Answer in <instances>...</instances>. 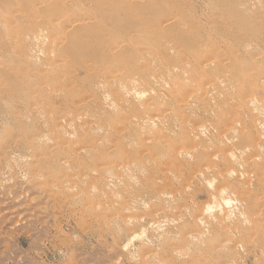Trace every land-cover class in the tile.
I'll return each instance as SVG.
<instances>
[{"label": "rangeland", "instance_id": "obj_1", "mask_svg": "<svg viewBox=\"0 0 264 264\" xmlns=\"http://www.w3.org/2000/svg\"><path fill=\"white\" fill-rule=\"evenodd\" d=\"M36 1L0 0V264H164L165 261H174L172 264H207L210 261L208 264H215L225 256L214 252L221 243L228 254L223 259L231 264H264V252L255 235L248 239L246 231H236V225L247 226L236 220L239 209L247 213L244 205L237 203L228 209L222 203L224 195L216 192L223 182L221 177L212 176L213 182L217 179L209 188L203 181L193 183L198 189L191 188L186 199L178 202L184 207L188 203L190 206L183 220L177 203L170 204L166 200L167 204L161 200L163 196H156L164 189L165 182L180 189L192 179L199 166L210 163L213 146H206L203 153L188 158L174 155L193 142L199 143L200 138L193 132L189 134L187 125L190 129L195 122L198 126L210 121V135H216L223 128L221 125L239 115L247 126L246 131L238 134L240 140L256 141L253 118L261 131L264 130L263 110H257L258 113L253 106L246 105L250 92L264 95V0L259 4L262 5L260 8L257 6L259 9H251L246 14L241 9V0H223L221 4L215 0ZM169 7L174 9L173 14ZM65 10L68 14H63ZM219 10L222 15H226L225 10L230 12L228 23L244 21L249 14L252 21L238 31L228 24L223 29V23L210 17L211 12ZM88 15L93 18L86 20ZM171 15L175 20L169 19V23H165ZM68 17L83 18L84 25L79 27L70 23ZM39 30L42 37L38 34L35 37ZM61 31H68L66 43L59 44V52L69 58L67 66L59 65L54 60L58 54L52 51V38L62 34ZM171 43H178L188 56L186 66L182 65V51L170 53L165 49ZM150 44L158 45L154 49L161 57L152 61L149 54L152 58L148 56L150 67H142L140 54L143 50L146 52ZM233 53L237 58L232 62L223 59L226 54ZM208 57L223 62L204 73L201 66ZM118 64L123 65L129 77L139 79L134 91L141 92L142 99L118 93L120 85H129L125 80L112 85L107 93L95 94L98 84L106 82L108 73ZM70 66L72 70H69ZM207 75L229 76L234 93H222L213 111L209 109L213 103L206 102L204 107L202 103L199 109L196 107L187 113L191 116L184 114L179 102L186 93H201ZM156 79H162L164 83L159 86ZM91 99L96 101L90 102ZM85 101L89 104L82 106ZM261 106L259 108L264 109ZM165 112L172 115L166 117ZM163 116V126L158 122L154 125L146 123L148 117ZM129 119L134 120L131 126L124 124ZM69 120H75L74 124L68 125ZM59 121L62 122L57 124ZM92 122L102 123L104 129H89ZM126 130L129 135L123 134ZM201 137L206 138V133ZM147 139L156 141L144 147L143 141ZM82 147L94 150L85 153ZM123 152L134 160H146V173L128 174L118 169L120 163H131V160L122 162ZM259 153L262 154L250 149L251 159L258 164L250 165L252 161L248 158L246 169L254 167L263 177L264 162L257 156ZM215 165L221 168L222 163L215 162ZM101 166L112 169V172L108 171L109 176ZM163 172H169L171 177L166 180ZM126 175L130 180L134 175L136 178L129 181ZM242 177L239 178L242 186L238 185L231 193L238 195L242 190L257 195L261 187L258 178L249 182ZM111 178L116 180L115 184ZM102 181L108 182V187ZM64 183H68V187ZM231 193L228 194L234 198ZM203 204H212L217 214L222 211H217L218 208L230 211V222L235 220L237 223L232 224L229 232L223 228L224 221H218L219 231L208 239L205 237L199 247L187 251L188 256L176 257V249L185 245L186 229L193 226L189 215L199 212L197 208ZM162 216L176 221L179 218V222L165 223ZM129 219L139 222L130 221V224ZM158 222L162 227L157 228V232ZM133 233L140 239L133 238ZM235 241L242 246L237 247Z\"/></svg>", "mask_w": 264, "mask_h": 264}, {"label": "bare ground", "instance_id": "obj_2", "mask_svg": "<svg viewBox=\"0 0 264 264\" xmlns=\"http://www.w3.org/2000/svg\"><path fill=\"white\" fill-rule=\"evenodd\" d=\"M35 2V1H34ZM36 2H38V3H40V2H42V0H38V1H36ZM215 2L217 3V4H221V3H223V0H215ZM262 2V0H241V9H242V11L246 14L247 12H250V10L251 9H256L257 8V6L259 7V6H262V5H259L260 3ZM264 5V4H263ZM260 8V7H259ZM259 8H257V9H259ZM168 10L171 12V14H173V11H174V9L173 8H171V7H169L168 8ZM262 10H264L263 9V6H262ZM220 11L221 10H219V11H217V12H211V15H210V12H209V15H210V17H214L215 19H217L218 20V22H221V23H223L224 24V26H221L223 29H226V24H228V26L229 27H232V30L235 28L236 30L235 31H238V29L239 28H243L244 26L245 27H247L248 25H245V24H247L248 22H250V21H252V17L250 18V14L249 15H247L248 17H247V19L246 20H244V21H240V20H236V21H234V23H228V19L231 17V14H230V12H228L227 10H225V11H223L226 15H222V13L220 14ZM254 12V11H253ZM253 12H251V13H253ZM255 12H256V10H255ZM263 12V11H262ZM63 14H68V11L67 10H65L64 12H63ZM259 14V13H258ZM263 14V13H262ZM21 15V14H20ZM261 17H263V16H261ZM93 18V16L92 15H88V16H86L85 17V19L86 20H91ZM169 19H174L175 20V17L173 16V15H171V16H169L167 19H166V21H165V23H169ZM68 20H69V22L70 23H75V24H77V26H79V27H82L83 25H84V21H83V18H81V19H72L71 17H68ZM254 20V19H253ZM258 20V19H257ZM261 21H263V20H261ZM253 22H256V21H253ZM260 22V21H259ZM69 23V24H70ZM252 25H254L253 23H252ZM252 25H250V26H252ZM256 25V24H255ZM244 29H248V28H244ZM241 30H243V29H241ZM245 30V31H246ZM37 32V31H36ZM35 32V33H36ZM242 32V31H241ZM35 33H34V35H35ZM61 33L62 34H60V35H56V36H54L53 38H52V44H53V52H57V54H58V56L56 57V58H54V60H56V62L59 64V65H62V66H67L68 65V60H69V58H67V57H63L62 56V54L59 52V44H62V43H66V38H67V35H68V31H61ZM37 34L39 35V36H41L42 37V33H41V31L39 30L37 33H36V35H35V37L37 36ZM33 37V36H32ZM26 39H28L27 37H26ZM30 39V38H29ZM40 39V38H39ZM41 40V39H40ZM47 40V39H46ZM252 40V39H251ZM258 40V39H257ZM252 41H254V40H252ZM259 41V40H258ZM37 42V41H36ZM39 42V41H38ZM248 42V41H247ZM255 43H256V41H254ZM249 43V42H248ZM253 44V45H256V44ZM247 44V43H246ZM251 44V43H250ZM151 46H149L146 50V52L144 51H142V53L140 54L141 55V57H143V60H142V67L144 66V67H146V66H149L150 67V65H148V63H149V57L148 56H150V55H152V57H153V60L152 61H154V59H157V58H159V57H161V54L159 53V51H157V50H155L154 48H157L158 47V45H156V44H150ZM258 45V44H257ZM250 46V45H249ZM165 49L168 51V52H170V53H172L173 51H182V49L178 46V43H171V44H167L166 46H165ZM254 49V48H253ZM50 50V49H49ZM51 51V53H53ZM49 52V51H48ZM150 54V55H149ZM182 54H183V59H184V62H182V65L183 66H186L187 65V63H188V61H187V55H186V53L184 52V51H182ZM51 57V56H50ZM256 57V56H255ZM150 58H151V56H150ZM232 58V59H231ZM237 58V55L235 54V53H233V54H226L225 55V57L223 58V59H225L226 61H229V62H232L233 60H235ZM257 58H258V56H257ZM52 59V58H51ZM152 59V58H151ZM230 59H231V61H230ZM256 59V58H255ZM53 60V61H54ZM258 60V59H257ZM151 61V62H152ZM222 59L220 60V59H216V58H205V60H204V63H203V65L201 66V68H202V70H203V72L204 73H208L210 70H211V68L213 67V66H215V65H221L222 64ZM152 64H153V62H152ZM151 64V65H152ZM73 69V67H71L70 66V68H69V70H72ZM156 69V68H155ZM150 70V69H149ZM154 70V69H153ZM141 71L143 72V69H141ZM146 71H147V69H146ZM42 74H44L43 72H42ZM44 76H45V74H44ZM108 76H109V78L107 79V81L106 82H103V83H100V84H98V86H97V88H96V93L95 94H97V93H99V94H101L102 92H104V93H107V91H108V89H110V88H112L113 86L112 85H114L115 83H117V82H121V81H123V80H125V81H127V83L129 84L128 86H126V85H120V91L118 92L119 94H120V92H121V94L120 95H122V96H126V95H133V96H135V99H136V96L137 97H139L140 98V94H141V92H139L140 94H137L136 93V91H134L135 90V88H136V86H137V84H138V82H139V79L137 78V77H134V76H128L126 73H125V71H124V69H123V65L122 64H118L117 65V67L114 69V70H112V71H110L109 73H108ZM46 77H47V75H46ZM58 79H59V81H60V77H58ZM47 80V79H46ZM158 85L159 84H162V83H164V81L162 80V79H156V81H155ZM156 83H154V85L156 84ZM157 86V85H156ZM160 86V85H159ZM161 88V87H160ZM234 88V86L232 85V81H231V79H230V77L228 76H222V77H217L216 75H207L206 76V78H205V80H204V82H203V90H202V92L201 93H196V94H188V93H186L185 95H186V97L185 98H183V99H181V101L179 102V104L181 105H179L180 106V109H182L183 111V113L184 114H186V115H189V114H187L188 112H190L192 109H195L196 107L198 108V107H200V104H202L203 103V107H204V104L207 102V103H213V105H211L210 106V110H214L215 108H216V106H217V101L221 98V96H222V93H227V94H229V93H231V92H233L234 93V91L232 90ZM263 91H264V86H263ZM103 94V93H102ZM135 94H137V95H135ZM143 94V93H142ZM150 94V93H149ZM105 95V94H104ZM139 95V96H138ZM121 96V97H122ZM144 96V95H143ZM149 96V95H148ZM261 96V95H260ZM257 96V95H255L254 93H252V92H250V94H249V96L246 98V105H250V106H253L255 109H256V111L258 110H263V112L261 111V113H263L264 114V109H260L262 106L261 105H263V107H264V95L263 96ZM96 97V96H95ZM132 98V97H131ZM140 99H142V95H141V98ZM140 99H139V102H140ZM94 101H96V100H94V99H91V101L90 102H94ZM137 101H138V99H137ZM262 103V104H261ZM89 104V101H85V102H83V104H82V106H87ZM259 106H261L260 108H259ZM36 107V106H35ZM235 107V106H234ZM244 107V106H243ZM196 108V109H197ZM251 108V107H250ZM33 109H35L34 107H33ZM38 109V108H37ZM199 109V108H198ZM254 109V110H255ZM212 111H211V113H212ZM255 111V112H256ZM257 111V112H258ZM195 112V111H194ZM208 112V111H207ZM260 112V111H259ZM258 112V113H259ZM166 113V112H165ZM168 113V112H167ZM166 113V115H164V116H166V117H169V116H171L172 115V113H170L169 112V114H167ZM191 114H192V112H191ZM208 114V113H207ZM262 115V114H261ZM75 116H77V115H75ZM164 116L163 117H161V118H157V117H148L147 119H146V123H151V124H155L156 122H158V123H162V126H163V124H164ZM189 116H191V115H189ZM194 116V115H193ZM260 117V116H259ZM264 117V116H263ZM65 119V118H64ZM70 119V118H69ZM256 118H253V124H255L254 125V127H253V129H254V134H255V138H256V141H252V142H248V141H242V140H240L239 138H238V134L239 133H241V132H244V131H246V129H247V126H246V124L245 123H243L242 121H241V119H240V117H239V115L236 117V119L235 120H232V121H230V123H228V124H223V125H221V126H223V128L220 130L219 129V133L218 134H216V135H210V131H211V126H210V121H209V123H207V124H199L198 126H196L197 124H196V122H195V126H192L191 125V130L190 129H188V127H190V125L188 126H186V129H187V131H188V133L190 134L191 132H193V133H195L196 134V136L198 137V138H200L198 141H199V143H197V142H193V144H190L189 146H187V147H184V148H181V149H179L178 151H176L175 152V156L177 157V156H182L183 158H188V157H191V156H193L194 154H197V153H203L204 151H205V148H206V146H213V149H212V152H211V155H210V163H208V164H206V165H204V166H199L198 168H197V170H196V172L193 174V176H192V179L191 180H189V181H187V183L184 185V186H182L180 189H176L174 186H172V185H169L170 183H168V182H165V185H164V189L161 191H159L158 193H157V198H161L162 196H163V198L164 199H161V200H163V202L164 201H168L170 204L171 203H177V207L179 208V211H180V215L179 216H182L183 218H182V220L185 218V217H187V209H189L190 208V206L187 204L186 205V207H184L182 204H178V202L181 200V199H186L185 197H186V195H188V193L192 190L191 188H193L194 190L195 189H198V188H195V185H193V183H195V182H198V181H203V182H205V185L206 186H208V188H209V185H211L212 183H214L215 182V180L217 179V177H216V179L214 180V182L212 181V179H213V177L212 176H219V177H221V179H222V181L223 182H221V184H219V186L216 188V192L218 193V195H224V197H221V199L223 198V201H222V203H224L223 205H225V207H229V208H231L232 206L231 205H233V204H243L244 206V208H245V210L247 211V213H243V212H241V209H239V213L240 214H238L237 213V215H238V218L236 219V220H239V223H245V224H247V226H243V225H236V231L237 232H240V231H246L247 233H248V239L249 238H251L253 235H255V237H256V241L259 243V246H260V250L262 251V252H264V174H263V177L261 176V173H257V171L258 170H254L255 168V166H257V162H253L254 160H252L251 158V155H250V149L252 148V149H254V150H256L257 151V153L258 152H262V154L261 153H259L257 156L258 157H260V158H262L261 160V162H264V130L262 129V131H261V128H260V126L258 125V122H256V120H255ZM81 120V119H80ZM79 120V121H80ZM64 121V120H63ZM74 121L75 120H69L68 121V125H72V124H74ZM132 121H134V120H126V122H124V124L125 123H127L129 126H131L130 124L132 123ZM62 121H59L57 124H59V123H61ZM77 122V121H76ZM88 122H90V121H88ZM87 122V123H88ZM256 122V123H255ZM260 123V122H259ZM262 123V122H261ZM264 123V122H263ZM56 124V123H55ZM84 124V123H83ZM123 124V125H124ZM133 124V123H132ZM136 124V123H135ZM257 124V125H256ZM86 125V124H85ZM263 126H264V124H262ZM79 126V125H78ZM83 126V125H82ZM134 126V125H133ZM263 126H261V127H263ZM62 127V125L61 126H59V128H61ZM79 127H81V126H79ZM88 127H89V129H91V130H96V129H99V131H100V129L102 130V129H104V125L102 124V123H94V122H92V124L90 123L89 125H88ZM66 128V127H65ZM64 128V130H66ZM70 128H72V127H70ZM264 128V127H263ZM87 130H88V128H87ZM62 131V130H61ZM68 131V130H67ZM70 131V130H69ZM128 130H126L123 134H125L126 132H127ZM223 131H225L226 133H224ZM95 132V131H94ZM64 134H65V132H63ZM128 133V132H127ZM192 133V134H193ZM204 133H206V138H203V137H201V135L203 136L204 135ZM208 133V134H207ZM224 133V134H223ZM120 135V134H119ZM128 135H129V133H128ZM65 136H66V134H65ZM68 136V135H67ZM75 137V136H74ZM126 137V136H125ZM124 137V138H125ZM205 137V136H204ZM70 138V137H69ZM88 139V138H87ZM86 139V140H87ZM196 139V138H195ZM102 141V140H101ZM155 139H147V140H144L143 141V146L144 147H146V146H150L152 143H155ZM195 141H197V140H195ZM77 142V141H76ZM98 142V141H97ZM86 143V142H85ZM151 143V144H150ZM98 144H100V143H98ZM103 144V143H102ZM78 145V144H77ZM53 146H55V145H53ZM63 147H64V145H63ZM88 147V146H87ZM87 147H82L81 148V150L83 151V152H85V153H90V151L92 152L93 150H94V148H93V150L91 149V148H87ZM101 147V146H100ZM96 149V148H95ZM100 149H102V148H100ZM109 150V149H108ZM110 150H112V148L110 149ZM68 151V150H67ZM97 151V150H96ZM101 151V150H100ZM62 152V151H61ZM60 152V153H61ZM69 152V151H68ZM79 152H81V151H79ZM102 152V151H101ZM107 152V151H106ZM105 152V153H106ZM109 152V151H108ZM75 153V152H74ZM82 153V152H81ZM104 153V152H103ZM104 153V154H105ZM112 153H113V151H112ZM78 154V153H77ZM103 154V155H104ZM110 154V153H109ZM63 155H65V154H63ZM69 155V154H68ZM73 155V154H72ZM79 155V154H78ZM83 155V154H82ZM113 155V154H112ZM70 156H71V154H70ZM47 157V156H46ZM82 157V156H81ZM80 157V158H81ZM106 157H107V155H106ZM110 157V156H109ZM258 157H255V159L256 158H258ZM41 158V157H40ZM43 158V157H42ZM41 158V159H42ZM104 158V157H103ZM122 158L124 159V160H122V162L123 161H125V160H131V163L130 164H124V163H120L119 165H118V169L120 168V170L122 169L123 171H127L128 172V174H132V173H135L136 171V173L138 174H141V172L142 173H146V167H147V163H146V160H144V159H142V158H140V159H138V160H134L133 158H132V156H130L127 152H123L122 153ZM121 158V159H122ZM248 158H250V165L251 164H253L254 165V167H251L250 169H246V166H247V164H248ZM38 159V158H37ZM63 159V158H62ZM65 159V158H64ZM82 159V158H81ZM80 159V160H81ZM47 160H48V158H47ZM58 160V159H57ZM59 160H60V157H59ZM75 160V159H74ZM52 161V160H51ZM68 161V160H67ZM66 161V162H67ZM60 162V161H59ZM64 162H65V160H64ZM81 162V161H80ZM110 162V161H109ZM215 162H221L222 163V166H221V168L220 167H218V166H216L215 165ZM38 163H40V162H38ZM61 163H62V161H61ZM73 163V162H72ZM111 163V162H110ZM109 163V164H110ZM68 164V163H67ZM70 164V163H69ZM68 164V165H69ZM79 163H77L76 165H78ZM61 165V164H60ZM72 165V164H71ZM83 165H84V163H83ZM112 165H114V164H112ZM249 166V165H248ZM8 167V166H7ZM77 167V166H76ZM113 167V169H114V166H112ZM117 167V166H116ZM101 170H103L104 172H108L109 170H110V168L107 166V167H105V166H101ZM112 170V169H111ZM110 170V171H111ZM115 170V169H114ZM121 170V171H122ZM101 172V171H100ZM112 172V171H111ZM114 172V171H113ZM132 172V173H131ZM3 173V172H2ZM5 173V172H4ZM9 173V172H8ZM135 173V174H136ZM155 175H158V172H153ZM127 174V175H128ZM110 175V173L108 172V176ZM121 175V174H120ZM125 175V174H124ZM127 175H126V177H127ZM142 175V174H141ZM163 175H164V177L166 178V180H168L170 177H171V175L169 174V172H163ZM101 177H102V175H100ZM118 175H116V177H117ZM133 175H131V177H132ZM240 176H243L242 177V179H244V180H246V181H249V182H251L252 181V178H258V183L261 185V187H259V189H260V192L261 193H263V195L262 196H259L258 194L260 193L259 191V193L256 195V194H253L252 192H249V191H242L241 190V192H239V194L238 195H235L234 193H231L232 191H234L236 188H237V186L238 185H241V183L239 182V178H240ZM77 177H79V176H77ZM76 177V178H77ZM82 177V176H81ZM112 177V176H111ZM114 177H115V175H114ZM113 177V178H114ZM115 177V178H116ZM119 177V176H118ZM123 178H125L124 176H122ZM129 177V176H128ZM127 177V178H128ZM135 177V175L133 176V178ZM141 177V176H140ZM144 177V176H143ZM70 178H72V177H70ZM106 179H107V176L105 177ZM114 178V179H115ZM123 178L121 179V180H123ZM133 178H131V180H130V177L128 178L129 179V181H133L132 179ZM136 178V177H135ZM138 178V177H137ZM94 179V178H93ZM109 179V178H108ZM112 179V178H111ZM118 179V178H117ZM241 179V178H240ZM76 180H78V179H76ZM80 180V179H79ZM103 180H105L104 178H103ZM119 180V179H118ZM112 181H114L113 179H112ZM111 181V182H112ZM116 181V180H115ZM115 181H114V183L113 184H115ZM123 181H126V178H125V180H123ZM135 181V180H134ZM253 181H254V179H253ZM263 181V182H262ZM56 182V181H55ZM81 182V181H80ZM98 182H99V180H98ZM102 182H104V181H102ZM110 182V181H109ZM110 182V183H111ZM128 182V181H127ZM62 183V182H61ZM84 183V182H83ZM104 183H106V182H104ZM108 183V182H107ZM106 183V184H107ZM121 182H119V184H120ZM123 183V182H122ZM240 183V184H239ZM65 184V186H67V184L68 183H64ZM72 184H73V182H72ZM77 184H80V183H77ZM112 184V185H113ZM127 184H129L128 186L130 187L131 185H130V182L129 183H127ZM126 184V185H127ZM132 184V183H131ZM203 184V183H202ZM208 184V185H207ZM252 184V183H251ZM52 185V184H51ZM54 185V184H53ZM75 185V184H74ZM84 185V184H83ZM101 185H103V184H101ZM117 185H118V183H117ZM117 185H115L116 187H117ZM205 185H203V186H205ZM56 186V185H55ZM59 186V185H58ZM76 186V185H75ZM104 186V185H103ZM106 186V185H105ZM125 186V185H124ZM194 186V187H193ZM202 186V187H203ZM212 186H213V184H212ZM212 186H211V188H212ZM217 186V185H216ZM242 186V185H241ZM240 186V187H241ZM68 187V186H67ZM74 187V186H73ZM107 187H108V184H107ZM119 187H120V185H119ZM127 187V186H126ZM199 188H200V186H198ZM251 187H252V185H251ZM70 188V187H69ZM76 188V187H75ZM74 188V189H75ZM112 189L114 188V187H111ZM131 188V187H130ZM204 188H207V187H204ZM210 188V189H211ZM59 189V188H58ZM78 189V188H77ZM80 189V188H79ZM78 189V190H79ZM83 189V188H82ZM191 189V190H190ZM212 189H215L214 187L212 188ZM81 190V189H80ZM79 190V191H80ZM151 190H153V188L151 189ZM155 190V189H154ZM79 191H76V192H78L79 194H82L81 192H79ZM156 191V190H155ZM56 192V191H55ZM231 193V194H234L235 196H234V198H232L231 197V195L230 194H228V193ZM155 194H156V192H154ZM150 194V193H149ZM151 195H152V193H151ZM228 195H230V196H228ZM75 196V195H74ZM155 196V195H154ZM236 196H237V198H236ZM213 198H214V196H213ZM218 198V197H217ZM215 199V198H214ZM214 199H213V201H214ZM35 200V199H34ZM49 201V200H48ZM166 201V203L167 204H169L168 202ZM183 201V200H182ZM182 201H180V202H182ZM187 201H188V199H187ZM216 201V200H215ZM219 201V200H218ZM98 202V201H97ZM207 203V202H206ZM220 203V202H219ZM96 204V203H95ZM165 204V203H164ZM163 204V205H164ZM167 204H165L166 206H167ZM220 205V204H219ZM218 205V206H219ZM96 206H98V204L96 205ZM95 206V207H96ZM169 206V205H168ZM172 206H174V204L172 205ZM176 206V205H175ZM217 206V205H216ZM215 206V207H216ZM242 206V205H241ZM171 208V207H170ZM213 208H214V206L212 205V204H206V205H200L199 206V208H197V209H199V212H198V210L197 211H194V213L190 216L189 215V217H191V219H193L191 222H192V224L191 225H193L192 227H189V229H186V231H187V234L184 236V243H185V245L183 246V248H180L179 250H177L176 249V253H177V255H176V253H174V255H176V257H178V255H182V256H185V254H186V256H188L187 255V251H191L193 248H197V247H199V245L201 244L200 243V241L201 242H205V241H202L205 237H207L206 239H208V236H212V233H214V232H216V231H219L220 229H217V225H219L220 223H222L223 221V224H224V226H223V228L224 229H226L227 231H229L230 232V230H231V228H232V224L234 223V224H236L237 222L234 220V221H232V222H230V220L232 219H230V215H229V213L228 212H230V211H223V209L221 208V209H219L218 208V210L217 211H220V210H222V211H220V213H218L217 214V212H214V210H215V208H214V210H213ZM228 208V209H229ZM239 208H241V207H239ZM168 210H170V209H168ZM167 210V211H168ZM244 210V211H245ZM165 211V210H164ZM187 211V212H186ZM216 213L215 215H214V213ZM216 211V210H215ZM157 212V211H156ZM211 212L213 213V214H211ZM155 213V212H154ZM159 213V212H158ZM185 213H187V214H185ZM157 214V213H156ZM159 215H162V214H159ZM240 215V216H239ZM154 216V215H153ZM157 216V215H156ZM194 216V217H193ZM236 216V215H235ZM150 217V216H149ZM162 217H165V216H162ZM178 217V216H177ZM237 217V216H236ZM128 218V217H127ZM131 219V218H130ZM129 219V222L130 221H133L134 223L138 220H130ZM136 219V218H135ZM139 219H140V217H139ZM160 219V218H159ZM162 219V221H163V218H161ZM178 220V222H179V218H177ZM187 219V218H186ZM185 219V220H186ZM120 220H122V219H120ZM127 220V219H126ZM141 220H144V219H141ZM158 220V219H157ZM165 223L167 222V223H171V222H173L174 223V221H176L175 219L173 220H170L169 218L168 219H166V217H165ZM125 221V220H124ZM160 221V220H159ZM176 221V222H177ZM186 221H190V220H186ZM220 222V223H217V222ZM132 222V223H133ZM137 222H139V221H137ZM157 222V221H156ZM177 222V223H178ZM180 222H182L181 221V218H180ZM185 222V221H184ZM225 222H228V223H225ZM117 223V222H116ZM127 223V222H126ZM154 223V222H153ZM162 223V222H161ZM165 223H163V225L165 226ZM130 224H131V222H130ZM147 224V223H146ZM176 224V223H175ZM190 224V223H189ZM244 224V225H245ZM152 225V224H151ZM153 225H156V224H153ZM152 225V226H153ZM169 225V224H168ZM168 225L166 226V227H168ZM174 225V224H173ZM179 225V224H178ZM132 226H133V224H132ZM172 226V225H171ZM170 226V227H171ZM184 226V225H183ZM197 227V229H195L194 227ZM159 227H162V225L160 224V222H158V225H157V227H156V231H157V228H159ZM165 227V228H166ZM174 227V226H173ZM179 227V226H178ZM178 227L176 228V230H178ZM221 227H222V225H221ZM143 228V227H142ZM154 228V227H153ZM235 228V227H234ZM141 229V228H140ZM162 229H164V228H162ZM167 229V228H166ZM170 229V228H169ZM171 229H173V228H171ZM185 229V228H184ZM223 229V230H224ZM146 230V229H145ZM153 230V229H152ZM158 230H160V229H158ZM235 230V229H234ZM142 231H144V230H142ZM147 231V230H146ZM164 232H165V230H163ZM169 231V230H168ZM236 231H234V232H236ZM158 232V231H157ZM156 232V233H157ZM166 232H167V230H166ZM165 232V233H166ZM176 232V231H175ZM232 232V231H231ZM177 233V232H176ZM133 234H135V233H133ZM142 234V233H141ZM162 234H164V233H162ZM138 237H139V239H140V236L138 235V234H135L134 236H133V238H136V239H138ZM255 237H254V239H255ZM252 239V238H251ZM253 239V240H254ZM253 240H251V241H253ZM255 241V242H256ZM239 242V241H238ZM254 242V241H253ZM224 244V243H223ZM235 244H236V241H235ZM241 246H242V244L241 243H239ZM239 244L237 245V247H239ZM254 244V243H253ZM256 245H257V243H256ZM227 246V245H226ZM233 246H234V244H233ZM222 248H224V245H222V243H221V246H219V248L216 250V251H214L215 253H217V254H219V255H225V256H227L228 254H227V250H224V249H222ZM236 248V247H235ZM125 249V248H124ZM227 249V248H226ZM239 249V248H238ZM238 249H237V252H238ZM243 249H245V248H243ZM214 250V249H213ZM223 252H222V251ZM236 250V249H235ZM240 251V250H239ZM153 252V251H152ZM214 252H212V253H214ZM242 252H243V250H242ZM229 253L230 254H232V253H234V251H232V252H230L229 251ZM149 254V253H148ZM156 254V253H155ZM157 255H158V253H157ZM204 255H206V254H204ZM237 255H239L238 253H237ZM147 256H150V255H147ZM155 256V255H154ZM154 256H151L152 258H155ZM164 257H170L169 255H163ZM185 256V257H186ZM220 256V257H221ZM224 256V257H225ZM224 257H222L221 258V260L220 261H218V262H215V264H231V262H229L228 260H225V259H223ZM239 257L241 258V256L239 255ZM145 258V257H144ZM148 258V257H147ZM157 259V258H156ZM182 259V258H181ZM208 259H210V257L208 258ZM223 259V260H222ZM227 259V258H226ZM177 260V259H176ZM202 260V259H201ZM239 260H242V259H239ZM146 261H147V259H146ZM181 261V260H180ZM185 261V260H184ZM232 261L234 262V260L232 259ZM152 262V261H151ZM174 261H171V262H169V263H167V261H165V262H163L164 264H172ZM179 262V261H178ZM210 261H208V263H209ZM146 263V262H145ZM207 263V264H208ZM240 263V262H239ZM147 264V263H146ZM160 264V263H159ZM190 264V263H189ZM195 264V263H194ZM200 264V263H199Z\"/></svg>", "mask_w": 264, "mask_h": 264}]
</instances>
